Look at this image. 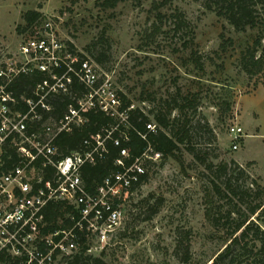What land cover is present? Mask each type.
Instances as JSON below:
<instances>
[{
  "label": "rangeland",
  "instance_id": "1",
  "mask_svg": "<svg viewBox=\"0 0 264 264\" xmlns=\"http://www.w3.org/2000/svg\"><path fill=\"white\" fill-rule=\"evenodd\" d=\"M253 1L257 26L237 32L215 6L207 9V0H123L114 9H103L102 0H0V69L20 66L22 42L49 25L156 128L152 111L174 97L192 100L194 109L180 120L193 129L188 146L194 153L180 145L175 157L147 165V181L124 198L119 227L102 251L94 240L91 255L108 264H181L178 256L188 246L186 264H209L224 247L223 234L205 217L209 183L223 185L207 166L228 164L234 176L244 171L239 183L245 188L252 181L264 188V73L249 76L240 65L257 41V56L264 47V0ZM30 11L39 21L25 29ZM179 15L182 29H176ZM231 126L243 130L237 141ZM213 202L216 210L228 207L227 199ZM150 207L157 213L150 216Z\"/></svg>",
  "mask_w": 264,
  "mask_h": 264
},
{
  "label": "built area",
  "instance_id": "2",
  "mask_svg": "<svg viewBox=\"0 0 264 264\" xmlns=\"http://www.w3.org/2000/svg\"><path fill=\"white\" fill-rule=\"evenodd\" d=\"M19 54L23 59L20 66L7 65L0 69V78L4 80L0 85V264H65L78 251L75 228L86 232L90 244L88 254L94 249V240L101 245V251L104 249L108 235L120 225L125 196L147 174L146 164L159 162L161 154L149 145L139 158L125 166L122 159L128 157V151L121 150L117 165L122 166V171L107 176L95 195L87 193L80 169L101 157L104 139L99 135L92 137L93 146L85 140L83 151L54 159L58 155L55 139L58 134L80 126L84 121L82 112L93 108L126 124V112L119 111L120 99L107 80H100L91 62L71 53L57 40L49 25L43 31L32 30L22 42ZM60 69L63 72L58 74ZM34 71L47 74L48 79L35 88L33 94L37 101L20 98L28 108L22 112L17 109L19 102L6 87L17 75ZM72 77L85 87V95L77 100L76 107L70 105L63 116L44 119L43 113L51 111L45 99L69 92ZM29 128H34L32 133L28 132ZM146 129L154 133L156 126L149 123ZM229 134L237 141L243 136V130L231 126ZM110 135L108 132L106 138ZM140 136L146 140L145 134ZM119 143L114 141L116 146ZM6 144L16 149L18 164L6 163ZM37 162L55 169L53 182L44 181L42 171L36 169ZM52 201L78 210L72 230L44 232L48 226L44 209Z\"/></svg>",
  "mask_w": 264,
  "mask_h": 264
},
{
  "label": "trees",
  "instance_id": "3",
  "mask_svg": "<svg viewBox=\"0 0 264 264\" xmlns=\"http://www.w3.org/2000/svg\"><path fill=\"white\" fill-rule=\"evenodd\" d=\"M123 0H102L103 9H114ZM207 9L211 10L215 6L217 15L224 17L237 32H243L247 28L253 29L257 26L258 20L255 16L253 0H207ZM210 4V5H209ZM40 14L37 12H27L23 16L26 22L25 29L34 26L39 21ZM182 15L177 16L176 29L185 27ZM264 38V36L262 37ZM261 39L257 41L252 48L248 49L240 59L241 69L249 76H256L264 73V47L259 56L257 53L261 48ZM69 51L73 54L74 51ZM77 56L82 60H88L82 55ZM97 62H101L100 57H96ZM195 65L202 69V63L199 58L193 59ZM63 71L57 70L58 74ZM48 79L47 74L34 71L32 74H19L12 79L7 85L6 90L19 102L17 109L22 112L28 110L25 103L20 102V98L38 100L33 92L37 85ZM4 80L0 78V85ZM264 84V81H263ZM86 93L85 87L77 79L72 77L69 92L49 95L45 103L51 107L49 113H43V118H59L63 116L70 105L77 106V100L82 98ZM121 106L120 112H126V124L120 123L118 118L105 115L97 109H89L82 112L83 123L71 130V132L60 133L55 139L54 145L57 148L58 155L54 159H60L70 155L73 152H81L85 149L83 142L89 140L91 146L94 145L92 137L100 136L104 139V152L100 158H97L94 164H84L80 169L82 184L87 193L96 194L97 188L103 180L113 173L122 171V166L117 165L121 159L120 152L123 149L128 151V157L123 158L125 166L131 165L135 159L139 158L147 147L150 145L155 152L161 154V160L165 161L175 157L179 152V146L188 147L192 140V131L187 119L180 120V115L187 109H194L192 100L187 97L172 98L159 106L153 113V119L157 124L154 133L146 129L147 124L151 123L150 117L138 108H131V102L122 94L118 95ZM41 111V110H39ZM174 111L179 112V116L172 118ZM34 128H29L28 132L32 133ZM111 135L106 138V134ZM140 134L146 135V140L142 139ZM119 140V146L114 144ZM5 158L8 166L18 164L16 149L5 145ZM199 158V154L194 155ZM160 160V161H161ZM201 163H206L201 160ZM147 166V164H146ZM36 169L42 171L44 181L53 182L55 169L51 166L43 167L41 162L36 163ZM207 169L221 178L223 188L218 186L214 180L209 183L208 206L205 209V217L210 226L223 234V249L212 259L209 264H264V188L256 181L251 182V186L246 187L240 184L242 177H246L243 170L234 176L228 171V164L217 166L208 165ZM148 178V174L141 177L139 184L131 188L142 186ZM217 197L218 201L227 199L225 211L216 210V203L213 198ZM157 213L155 207H150V216ZM45 220L48 224L46 234L54 233L57 230H72L75 221L78 219V210L72 206H66L65 203L49 202L44 209ZM73 216L75 217L72 220ZM61 221V223H60ZM77 238L78 251L70 259H66L65 264H108L102 257L93 256L87 253L88 241L86 232L79 229H73ZM187 245V244H186ZM178 249L183 248L182 243L178 244ZM181 264H186L190 260L189 248L186 246L182 254L178 256Z\"/></svg>",
  "mask_w": 264,
  "mask_h": 264
}]
</instances>
